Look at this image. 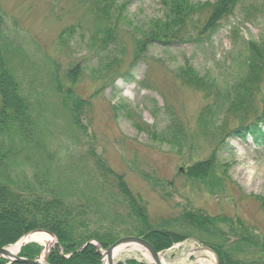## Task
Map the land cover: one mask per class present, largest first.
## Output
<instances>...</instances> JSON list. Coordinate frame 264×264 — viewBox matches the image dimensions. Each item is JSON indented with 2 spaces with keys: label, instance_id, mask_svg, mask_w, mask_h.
Instances as JSON below:
<instances>
[{
  "label": "trees",
  "instance_id": "obj_1",
  "mask_svg": "<svg viewBox=\"0 0 264 264\" xmlns=\"http://www.w3.org/2000/svg\"><path fill=\"white\" fill-rule=\"evenodd\" d=\"M85 1H90L86 4L93 12L86 25L91 27L70 26L61 33L58 46L71 51L74 37L79 35L91 58L98 60L95 78L105 86L113 85L120 78L125 55L118 33L124 11L117 0ZM238 1L217 2L206 25L210 34L233 14ZM195 7L179 0L168 3L164 18L150 23L148 37L135 42L133 65L145 58L142 54L147 53V45H172L183 40L180 35ZM249 51L244 77L218 92L228 100V106L218 114L217 106L207 105L199 117L198 125L203 128H199L200 136L213 133L218 139L216 148L233 136L264 146V43L252 44ZM25 54L6 32L0 3V248L42 231L57 241L46 264H102L99 249L106 250L125 237L145 239L158 253L194 238L216 255L219 264H264V236L254 233L243 221L209 216L196 209L153 222L147 202L132 191L124 174L97 154L94 144L89 142L86 159L77 157L81 138L88 137L84 122L90 102L74 90L85 75V63L63 69L60 61L44 54L49 94L42 98L33 94L32 83L25 87L18 75L26 62ZM185 70L188 72L179 74L181 80L209 94V83L193 70ZM53 96L58 97L57 106L49 102ZM56 121L65 122L61 128L67 137L55 144ZM169 127L174 129L166 134L171 144L179 149L195 148V138L179 120L171 119ZM216 159L212 153L208 160H194L184 175L191 183L204 185L212 197L227 188V171L217 173ZM139 174L153 189L159 187L158 179ZM214 180L217 184L212 185ZM93 241L98 246H86ZM43 251L42 246L31 243L22 248L20 256L35 260ZM6 263L0 259V264ZM117 264L149 263L131 259Z\"/></svg>",
  "mask_w": 264,
  "mask_h": 264
},
{
  "label": "rangeland",
  "instance_id": "obj_2",
  "mask_svg": "<svg viewBox=\"0 0 264 264\" xmlns=\"http://www.w3.org/2000/svg\"><path fill=\"white\" fill-rule=\"evenodd\" d=\"M174 1L117 0L125 17L118 31L125 55L120 78L107 86L95 78L98 60L91 58L79 35H75L71 51L58 46L61 33L70 26L91 27L86 26L93 13L86 4L90 1L0 0V3L7 34L27 54L18 75L25 87L32 83L33 94L42 98L49 94L44 54L60 61L63 69L85 63V75L74 90L90 102L84 122L88 137L81 138L77 157L86 159L90 143L94 144L97 154L124 174L132 191L147 202L153 222L199 209L209 216L243 221L254 233L264 236V146L255 145L250 138L233 136L216 148L218 139L211 132L200 136L199 128H203L198 125L207 105H214V109L217 106L218 114L224 111L228 100L218 96V92L244 77L251 45L264 43V0H239L233 14L221 20L212 34L206 25L219 0H179L196 6L188 27L180 35L181 43L147 45V53L142 54L145 58L133 65L135 42L148 37L150 23L162 20L168 3ZM185 69L193 70L199 79L209 83V94L181 80L179 74ZM49 102L57 106L58 97H51ZM219 117L218 120L222 118ZM171 119L179 120L195 138V148L179 149L169 142L166 134L174 131L169 127ZM56 123L55 144L67 137L61 128L65 122ZM212 153L217 155V173L227 171V188L218 197L208 195L204 185L191 183L184 176L194 160H208ZM140 172L158 179L159 187L153 189ZM215 184L214 180L212 185ZM44 235L47 243L42 247L52 248L56 240ZM160 256L166 264H218L216 256L194 238L175 244L160 252ZM131 259L149 263L141 253H131L115 262Z\"/></svg>",
  "mask_w": 264,
  "mask_h": 264
},
{
  "label": "water",
  "instance_id": "obj_3",
  "mask_svg": "<svg viewBox=\"0 0 264 264\" xmlns=\"http://www.w3.org/2000/svg\"><path fill=\"white\" fill-rule=\"evenodd\" d=\"M29 236L30 235H27L26 237H29ZM94 244H95V242H89L86 246L94 245ZM125 244H134V245H137V246L144 248L148 252V254L150 255L151 259L153 260V262H151V264H162L160 261V254L155 250L153 245H151L145 239L137 238V237H126V238L120 239L117 242H115L111 247H109L107 250L99 249V253L103 257V259H104L105 255L107 256L108 264H116L114 257H113V253L117 247H119L121 245H125ZM7 249L8 248H0V259L7 260L8 264H14V263L40 264L39 263L40 259L28 260V259H24V258L20 257L19 256L20 252L16 256H9ZM21 249H22V247H21ZM21 249H20V251H21ZM46 261H47V255H45V262Z\"/></svg>",
  "mask_w": 264,
  "mask_h": 264
},
{
  "label": "bare ground",
  "instance_id": "obj_4",
  "mask_svg": "<svg viewBox=\"0 0 264 264\" xmlns=\"http://www.w3.org/2000/svg\"><path fill=\"white\" fill-rule=\"evenodd\" d=\"M43 236L45 235L44 234H33V235H30L29 237H25L18 244L7 249L9 256L18 255L21 247H23L24 245H26V243H29V242H37V243H40L41 245H46L47 240H45ZM131 253H134V254L141 253L142 256H144L149 262H153L150 255L144 248L134 245V244H125V245H121L117 247L113 253V257H114V260H116V259L123 258L124 256L128 257ZM160 261L162 264H166L162 256H160ZM39 263L45 264V255H43L40 258ZM103 264H108V258L106 255L104 256Z\"/></svg>",
  "mask_w": 264,
  "mask_h": 264
}]
</instances>
